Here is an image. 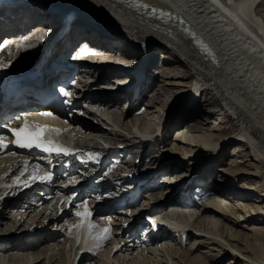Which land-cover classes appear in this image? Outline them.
<instances>
[{
  "label": "bare ground",
  "instance_id": "1",
  "mask_svg": "<svg viewBox=\"0 0 264 264\" xmlns=\"http://www.w3.org/2000/svg\"><path fill=\"white\" fill-rule=\"evenodd\" d=\"M48 1L58 2L62 9L67 8L68 11L83 9L108 19L152 45H160L164 49L159 53H173V57H163L156 70L162 77L158 88L169 92L167 86L176 84L169 79L185 77L192 82L195 75L201 76L211 89L203 99L209 101L206 104L213 103L216 109H205L207 112L201 118L203 121L194 122L198 117L196 105L202 99L196 104L186 97L177 109L169 110L165 119L162 117L153 124L148 120L142 121L146 115L140 113L145 111V107L138 109L137 105L140 97L153 84L152 77L138 87L116 91H108L109 87H105L97 92L95 89L99 84H107L103 80L109 83V79L118 74L114 67L100 68L108 72L95 77L99 69L94 64L77 65L82 68L78 75L83 80L81 104L75 107L78 113L75 110L59 111L57 117H42L39 123L47 124L44 139L54 146H67L71 141L59 136L69 129L71 140L83 145H101L100 141L93 140L95 136H100L102 142H108L102 137L107 132L113 135L112 140H118L112 143L131 142V145L126 150L119 149V145L114 146V156L104 162L108 165L105 175L100 177V173H95V176L99 175L97 180L102 181L95 185L98 191L93 192L94 177L80 183L76 181L78 176H69L60 183L45 181L43 185L52 188L53 196L41 210H34L28 202L39 189L31 172L43 168L44 158L12 152L1 155L0 184L9 183L2 185L0 190V206L3 207V212L0 211V264H38L41 260H44L43 264H52L58 257L57 253L63 255L60 252L63 249L65 257L57 264H78V259L80 264H209L206 258L191 255L192 250L204 247L221 253L220 259L227 260L223 264H264V261H253V257L247 254L248 247L238 244L246 241L248 244L249 239L254 238L255 244L264 246V242L256 238L264 236V0H147L185 14L216 51L213 62L193 48L180 33L174 32L173 35L171 28L157 23H142L139 15H129L116 9L112 0ZM8 17L9 14H6ZM22 26L19 22L18 27ZM5 59V65L17 69L18 60L14 55ZM173 64L185 69L175 72V68L171 67ZM190 85L186 86L184 94ZM174 92V100L180 97L179 94L183 99L181 89ZM160 93L157 90L150 97L148 112L153 109L154 113L158 112L161 105L156 108V104L162 103ZM124 96H128L130 101L127 112L125 108H120ZM84 114L94 117H88L91 123L82 117ZM200 114L203 115L202 112ZM174 116L178 117L176 126L182 130V123L190 119L193 122L190 126L200 131L211 117L218 121L226 119L231 129L221 134L224 127L218 125L222 128L219 133L211 127L204 128L206 136H189V140L197 144L194 152H201L183 161L181 151L189 145L183 144L181 137L188 132L184 130L180 138L173 139L171 143L164 139L166 132L159 135L160 123L165 120L171 124L176 120ZM248 129L256 135L253 147L249 146ZM141 130L146 131V135H139L143 140L138 138ZM216 139L217 144L212 146L225 147V150L218 157L205 160L203 155L207 153L208 141ZM154 149H160V152L158 159L153 161ZM230 151L231 156H228ZM136 153L148 157L142 170V162L139 165L136 161L140 156L134 155ZM234 155L237 157L233 158ZM155 162L156 167L148 170ZM186 162L194 163L190 178L186 175V179L189 178L187 183L178 181L172 191L163 195L161 192L168 185L158 182V174L181 172L184 176V171L188 172L182 168ZM214 164L221 165L218 170L223 178L212 189L210 177L214 173ZM168 168L170 170L166 171ZM71 173L78 174L76 167ZM16 178L19 182L13 185L11 180ZM249 180L253 184H249ZM133 185V189H128ZM192 186L200 188L201 196L208 199L207 192H212L216 198L209 199L190 213L195 208L193 204H196L188 193H191ZM125 187L128 192H122L123 197L117 199L118 195L112 194H120ZM100 188L104 194L99 193ZM138 191L142 192L144 200L141 206L136 207L133 205L136 204L134 195L140 199ZM76 192L81 193V200L74 201ZM126 195L132 197L130 201ZM6 209L11 214L9 218L6 217L9 213L4 215ZM69 212L72 217L61 221ZM142 212H145L144 219L139 223L136 219ZM141 226H144L142 230L139 229ZM104 229H108V233ZM105 235L107 239L103 238ZM42 241L48 242L42 245ZM186 243L189 244L188 253L182 250ZM38 244L41 245L36 249Z\"/></svg>",
  "mask_w": 264,
  "mask_h": 264
},
{
  "label": "rangeland",
  "instance_id": "2",
  "mask_svg": "<svg viewBox=\"0 0 264 264\" xmlns=\"http://www.w3.org/2000/svg\"><path fill=\"white\" fill-rule=\"evenodd\" d=\"M109 4V3H108ZM109 6H111V8L113 7L111 4H109ZM60 9H62V8H60ZM79 9V8H78ZM79 10H82V9H79ZM165 56H169V54H160L159 55V57L160 58H162V57H165ZM18 60V59H17ZM17 61H15L14 62V64L16 63ZM177 66V67H176ZM171 67H174L175 68V72H180V71H182V70H184L185 68L183 67V68H181L179 65H172ZM158 69V68H157ZM172 69V68H171ZM152 78L153 79H151L152 81H154V82H152L153 84H151V86L145 91V93L140 97V100H139V103H138V109H144V107H145V111L143 110V112L142 113H140V115H146V116H144V117H142V121H145V120H148L150 123H157L158 121H159V119H161L162 117H164V119H165V117H166V115H167V113L169 112V110L170 109H172V108H178L177 106H179V104L180 105H182V103L185 101V99H186V97L185 96H183V92H184V90L186 89V86H188L189 84H190V81H191V79H186L185 77H183V78H179V79H174V78H171V79H169L170 80V82H174V83H176V84H174V86H167L170 90H169V92H162L159 88H158V86H159V84H161L160 83V81H161V79H162V77L156 72V74L154 75V76H152ZM108 79H109V77H108ZM104 82H107L108 83V80H103ZM181 85H185V86H181ZM180 87V88H179ZM184 87V88H183ZM103 89V88H102ZM179 89H181V91H182V96H183V99H180L181 98V94H179L180 95V97L179 98H176L177 100H174V97H175V95H174V91H179ZM95 90H97V89H95ZM158 90V92H161L160 94V98H161V100H162V103L160 102L159 104H156V108H158L160 105L162 106H160V108H158V112H156V113H154V109L153 110H150L149 112H148V108H147V106L149 105V99H150V97L153 95V94H155V92ZM105 92H107V90L105 91ZM174 95V96H173ZM124 97H126V96H124ZM124 97H123V100L124 101H120V108H125L126 107V103H127V100L126 99H124ZM178 97V96H177ZM204 99H205V95H204V97H203ZM202 98V101L198 104V105H196V113H198V117L196 118V121H194V122H197V121H203V119H201V118H204L205 117V115L206 114H204V112L206 111L207 112V110H205V109H210V110H212V111H214L215 109H216V107L214 106V104L213 103H210V104H206V102H209V101H207V100H204ZM180 99V100H179ZM126 100V101H125ZM179 100V101H178ZM129 101V100H128ZM163 101H164V103H163ZM130 102V101H129ZM204 102V103H203ZM201 103L203 104V105H201ZM130 104V103H129ZM155 106V105H154ZM153 106V107H154ZM175 106V107H174ZM128 108H129V105H128ZM128 108L125 110L126 112L128 111ZM169 108V109H168ZM168 109V110H167ZM148 112V113H147ZM203 113V115H201L200 113ZM83 114V113H82ZM201 115V117H199L200 115ZM82 117H84V118H86L87 120L89 119L88 117H92V116H88V115H85L84 114V116L82 115ZM146 117V118H145ZM218 117H220V116H218ZM92 118H94V117H92ZM172 119V118H171ZM173 119H176V120H174V122L175 123H173V121L171 122V126L170 127H173V126H176V121H177V119H178V117H173ZM222 121H218V120H216L215 119V117H211L210 118V120H209V123L207 124V126H202L203 128L200 130V131H195V129L193 128V126H190L191 124H193V122H191V120L190 119H187L185 122L186 123H182V126H184V125H186L187 127H185L186 129H185V131L186 132H188V134H186L187 136H191V137H194V136H206V133H207V131H206V129L204 130V128H215V129H217L218 130V133H219V130H221L219 127L221 126H223L224 128H223V131H220V133L221 134H225V132H226V130L227 131H229L231 128H229V125H231L230 123L228 124L227 123V121H226V119H221ZM89 121V120H88ZM90 123H91V121H89ZM93 123V122H92ZM160 123V122H159ZM159 123L156 125V126H158L159 125ZM191 123V124H190ZM198 123V122H197ZM218 125H220V126H218ZM177 129H178V127H177ZM204 131V132H203ZM182 132H184V131H182ZM215 132H217V131H215ZM108 133V134H107ZM106 134H103V139H105V140H107L108 142H114V141H118V140H112V134H110L109 132H107ZM110 134V135H109ZM112 135V136H111ZM166 136V137H165ZM164 137V139H166L168 142H169V140H168V134H167V132H166V135H165ZM104 141V140H103ZM171 141H172V139L170 140V142L169 143H171ZM143 148V147H142ZM240 148H242V147H240ZM160 149H154V150H152V157H153V161H154V159H158V154H159V151ZM157 151V152H156ZM154 153V154H153ZM156 153V154H155ZM140 153H136V154H134V155H136L137 157L138 156H140L139 157V159H136V161H138V163H139V165L141 164V162H142V168L140 167V170H142L143 169V167H144V163L146 162V160L148 159V157H147V155L145 156L144 155V157L140 154ZM153 155H155V156H153ZM228 156H231V151H230V153L228 154ZM136 157V158H137ZM147 158V159H146ZM229 158V157H228ZM125 165V164H124ZM154 166V167H153ZM155 166H156V162L155 163H153V164H151V167L148 169V170H151V168H155ZM185 166H187V163H185L184 165H183V167L182 168H184ZM126 167V166H125ZM220 167H221V165H219V164H214V173H212V175H211V180H212V182L211 183H213V188L212 189H215L216 188V185H217V183H218V181L219 180H222V175H220L221 174V172H219V170L218 169H220ZM216 171V172H215ZM160 175H162V174H158V177L160 176ZM157 177V178H158ZM249 184H252L253 182L252 181H247ZM215 184V185H214ZM157 189H159V188H157ZM192 191H191V193L190 192H188L189 194H190V196L195 200H193L194 201V203H196V204H193L194 206H195V208H193V209H191V211H190V213H192V212H195L196 210H198V208L201 206V205H203L204 203H207V201L209 200V199H213V198H216V196L214 195V193H212V192H207L208 194H209V198L207 199L205 196H201L200 195V193H199V190H200V188H198V187H196V188H193V186H192ZM14 193V192H13ZM161 193H163V195H164V192L162 191ZM160 194V193H159ZM166 194V193H165ZM144 195V194H143ZM194 196V197H193ZM179 198V197H178ZM218 199L220 198V197H217ZM207 199V200H206ZM221 199V198H220ZM142 200H144V198H143V196L141 197V201H140V204L138 205V206H141V204H142ZM225 201V202H227V200L226 199H222V201ZM0 211L1 212H3V207L2 206H0ZM5 211H7L6 212V214H4V215H7L9 212H8V209H6ZM168 210H166L165 212H167ZM62 214V213H61ZM61 214H60V216H61ZM144 214H145V212H142L140 215H138V217H137V222H139V223H141V222H143L142 220L144 219ZM11 214L9 213L6 217H8L9 218V216H10ZM70 217H72V213L71 212H69V213H66L63 217H62V220L61 221H63L65 218H70ZM202 217V216H201ZM7 221H8V223H10V220L9 219H6ZM2 228H3V225H2ZM144 228V226H141V228H139L140 230H142ZM8 233V232H7ZM9 233H10V231H9ZM63 236V235H62ZM59 237H61V235H59ZM59 237H57V238H59ZM8 238H9V236H8ZM56 238V239H57ZM256 238H258V241H262V242H264V236L262 235V236H259L258 235V237L256 236ZM10 239H12V237L10 238ZM252 240H254L253 242L250 241ZM248 241V244H251V245H248L247 244V241L246 242H244V243H242V244H240V242L238 243L239 244V246L240 247H248V252H247V254L248 255H250L251 257H253V261H255V262H259V261H264V246H262V245H257V244H255L254 242H256V239H254V238H252V239H249ZM241 241V240H240ZM243 241V240H242ZM241 241V242H242ZM45 242H48V241H42V245L45 243ZM254 243V244H253ZM41 244H38L37 246H36V249L39 247V245H41ZM247 244V245H246ZM188 245L189 244H185L184 246H182V250H183V252L185 251L186 253H188ZM253 245V246H252ZM177 246V245H176ZM177 247H179V246H177ZM181 247V246H180ZM251 248V249H250ZM63 250H64V252H63ZM62 251H60L63 255H61V254H59V253H57L58 255H56V257H57V259H56V257H55V261L52 263V264H57V261L58 260H60L61 261V259L63 258V257H65V254H66V252H65V249H63ZM208 253H207V252ZM200 255L203 259H205L206 258V260L205 261H209L208 263L209 264H223V263H225L227 260H221L220 259V256H222L221 255V253H218L217 254V252L216 251H211V250H208V248H206V247H204V248H200L199 250H196V251H194L193 252V250H192V254L191 255ZM217 255V256H216ZM219 255V256H218ZM60 256V257H59ZM219 259H218V258ZM218 259V260H217ZM43 261L44 260H41L38 264H43ZM77 261V263L78 264H80L81 262H79V259L78 260H76ZM90 262V261H89ZM9 264H11L10 262H9ZM89 264V263H88Z\"/></svg>",
  "mask_w": 264,
  "mask_h": 264
},
{
  "label": "snow or ice",
  "instance_id": "3",
  "mask_svg": "<svg viewBox=\"0 0 264 264\" xmlns=\"http://www.w3.org/2000/svg\"><path fill=\"white\" fill-rule=\"evenodd\" d=\"M147 7V5H146ZM61 92L64 96H70L71 94L61 89ZM70 101H65V103H69ZM14 136L15 140L13 143L18 144L22 148H32V147H41L44 151H62L60 148L51 147V141H43L40 139V134L43 131V128L40 126H36V130L34 132H28L26 130V127H21L19 129L15 128H9L8 129ZM7 144L3 142V139L0 138V148H6ZM51 177V174H45L43 177L44 179H49ZM70 199V198H69ZM77 215H80V213H77ZM91 226V225H90ZM94 227V226H91ZM105 233H108V229H104ZM104 239H107V235L103 237Z\"/></svg>",
  "mask_w": 264,
  "mask_h": 264
}]
</instances>
